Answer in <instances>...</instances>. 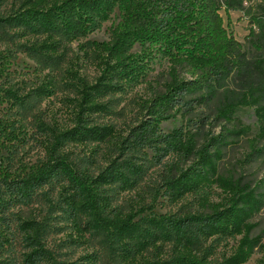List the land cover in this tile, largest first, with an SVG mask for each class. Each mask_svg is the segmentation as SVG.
Returning <instances> with one entry per match:
<instances>
[{
    "label": "rangeland",
    "instance_id": "obj_1",
    "mask_svg": "<svg viewBox=\"0 0 264 264\" xmlns=\"http://www.w3.org/2000/svg\"><path fill=\"white\" fill-rule=\"evenodd\" d=\"M24 1L0 0V15L19 13ZM214 4L219 6L224 38L234 46L233 53L245 55V67L233 65L226 73L210 77L204 90L185 97L188 102L198 98L204 102L173 109L171 118L160 122L163 136L178 133L190 140L179 144L184 154L158 162L151 148L127 151L117 139L126 138L146 119L147 102L165 90L173 67L181 72V78H192L185 64L177 63L179 57L173 61L167 56L168 49L185 57L191 56L193 48L204 47L207 56L218 55L214 44L207 45L200 38L173 39L160 47L134 43L129 50L132 73L113 75L118 87L103 95L101 111L83 118L89 127L108 128L111 136L104 141L66 140L65 150L77 169L94 178L103 172L109 175L111 182L98 188L99 198H103L99 206L107 218L131 217L136 223L128 234L118 236L115 229L107 228L77 232L76 225L85 224L86 217L75 221L73 185L66 176L56 174L24 197L3 188L0 264H130L126 252L136 255L139 264L170 262L179 253L176 240L183 234L177 232L180 227L189 230L186 243L204 264H264V202L260 208L255 204L264 199V112L260 110L264 107V78L254 71L246 73L254 70L257 61L264 67V0H215ZM108 10L102 4L95 17L87 20L85 15L75 24L79 28L54 30L53 36L61 41L59 52L43 62H37L26 49L35 40L47 38L44 29L33 30L15 22L0 31V68L4 73L0 83L3 89L12 90L0 105V122L8 128L3 132L4 144L0 142V169L12 180L40 164L54 139L53 132L77 125L79 84L96 83L106 61L115 62L105 53L104 45L113 41L125 17L118 5ZM256 42L263 48L254 47ZM41 88L46 89L44 94H40ZM229 133L233 136L227 137ZM190 149L194 153L187 160ZM203 152L208 158L201 171L208 180L175 199L171 194L182 187L166 186L165 176L180 181L183 172L196 167ZM116 171L124 174L113 180L110 174ZM240 177L244 178L242 193L226 186V182L236 184ZM253 192L255 198L250 195ZM253 210L257 212L245 218ZM25 222L39 229L38 250L30 245ZM136 227L149 228L155 240L146 246L147 239L136 233ZM242 256L246 259L238 263Z\"/></svg>",
    "mask_w": 264,
    "mask_h": 264
},
{
    "label": "trees",
    "instance_id": "obj_2",
    "mask_svg": "<svg viewBox=\"0 0 264 264\" xmlns=\"http://www.w3.org/2000/svg\"><path fill=\"white\" fill-rule=\"evenodd\" d=\"M214 3L215 0H25L24 7L19 13L6 17L0 15L1 32L10 28L13 23L18 22L29 26L33 30L38 28L44 29L48 33L47 38L41 41L35 40L31 45H27L26 51L37 62L52 59L54 57L53 55L59 52L61 41L53 36L54 30L60 29L63 31L65 29L79 28L75 24H80L84 20L85 15H87V20L88 18L95 17L98 13L96 12L97 8L100 5L104 4L109 10L115 5H118L125 17L122 29L117 32L113 41L107 42L104 45L105 53L110 57V60L115 62L111 63L106 61V68L96 83L88 84L81 82L79 84L78 92L81 99L78 102L80 119L77 125L73 129L65 132H53L54 139L46 147L45 157L35 169L13 180L7 171L0 169V221H2L4 216L1 210L2 201L5 198L3 196L4 187L13 189L17 196L24 197L29 195L34 188L42 186L49 178L56 174H62L73 185L75 221L82 216L86 217L85 224L76 225L77 232L92 233L107 228L115 229L119 233L117 234L118 236L128 234V230L136 223H133L131 217L128 218L129 220L119 215L114 217L115 220L110 217L107 218V216L102 215L101 205L99 206L103 198L102 200L99 198L100 190L98 188L111 182L109 175L103 172L94 178L90 173L77 169L74 163L69 160V155H67L65 150L66 140L72 138L77 141L88 139L104 141L111 136L112 133L108 128L97 126L89 127L87 126V121L83 118L84 115L87 117L92 113L101 111L103 104H101L100 100L103 95L109 90L118 87L113 83V75L127 76L132 73L134 69L133 55L129 53V50L133 47L134 43L140 42L145 44L149 42L152 46L158 45L160 47L171 42L173 39H183L185 37L184 41L186 42L200 38V40H206L207 45L209 43L214 44L218 55L216 57L207 56L206 51L204 52V47L193 48L194 50L191 56L187 55L185 57L168 49L167 56L174 59L173 61H176V58L179 57L177 63L179 65L184 63L187 67L186 72L192 74V78H181V72L176 67H173L171 70V80L165 84V90L147 102L145 107L147 111L146 119L133 128L126 138L120 137L122 139H117L122 145V148L127 149V151L139 146L151 148L155 151L158 162H161L169 155L177 156L184 154V147H181L179 144H184L186 140H190L184 139L178 133L163 136L158 128L160 122L165 119H170V111L173 109H177L178 107L183 108L185 106L192 107L194 103L204 102V98H198L195 101L188 102L185 100V97L186 95H192L194 92L204 90L210 77L226 73L233 65L240 69L245 67L242 61L245 55L233 53L232 49L234 46L229 44L224 38L225 31L217 14L219 6ZM261 39H264V37ZM259 42H256V46L254 47L260 50L263 47L259 45ZM235 45L239 49L240 46ZM163 50L167 49L164 48ZM185 58H187L186 61L180 60ZM253 66L252 69L254 70L246 71V73L254 71L264 78V67L260 65V62L257 61ZM3 75L2 67L0 68V81H2ZM1 84L0 105L3 104L2 102L7 101L6 97L8 92L12 93L11 89H3ZM39 90L40 94H44L46 89L41 88ZM255 92H259V90H255ZM14 96L18 98V95ZM260 110L264 112V107ZM7 131V126L3 122H0V142L2 144H4V141H2V136H4L3 132L5 134ZM231 136H233L232 133L227 135V137ZM124 144L126 145L125 147L123 146ZM192 150L186 151L187 160L194 153ZM196 155L199 156V153H196ZM200 157L201 159L196 164V167H190L186 172H183L180 181L177 182L176 179L171 180L165 176L166 186L182 187L179 191L171 194L175 199H180L185 192H191L208 180L204 178L203 171H201V168L203 170L205 169L208 155L206 152H203ZM177 164H174V166L177 167ZM116 172L115 174L113 172L110 174V178L112 177L113 180L124 174L121 171ZM186 175L187 178L184 180ZM242 180L244 178L240 177L236 181V184H240V186H236V184L231 185L229 182L225 184L232 188L234 186L235 188L233 189L236 192L242 193V188L244 187ZM250 195L252 198L257 196L255 192ZM241 198L244 199L246 197L243 195ZM263 202L264 199L256 201V208H260ZM237 204H239V201H237ZM239 212L242 211L239 210ZM256 212L257 210L249 211L244 216L245 218H250ZM241 215L243 216V214ZM242 216L241 220L244 218ZM154 222L155 224H159L158 221ZM25 224L26 230L29 231L30 245L35 250H38L37 246L40 245V241L38 240L39 229L32 227L28 222H25ZM104 225L106 226L102 227ZM134 229L137 234L147 239L148 242H145L146 246L151 244V240H155L153 236L155 234H152L149 228L142 229L136 227ZM177 232L183 233L182 235H178L176 240L179 253L177 252L170 262L157 260L144 261L141 264H204L193 256V252H191L186 243L185 238L187 235L185 232H189V230L183 231L180 227ZM140 248L144 249V245L142 244ZM126 253V258L130 264H139V262H136V255L132 257L129 252ZM244 257L242 256L237 262H242Z\"/></svg>",
    "mask_w": 264,
    "mask_h": 264
}]
</instances>
